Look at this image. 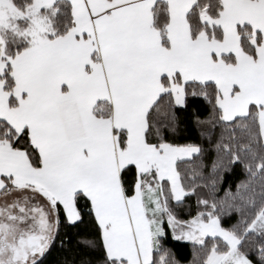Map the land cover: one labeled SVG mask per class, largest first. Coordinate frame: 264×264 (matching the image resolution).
Masks as SVG:
<instances>
[{"label":"snow or ice","instance_id":"6c2138e0","mask_svg":"<svg viewBox=\"0 0 264 264\" xmlns=\"http://www.w3.org/2000/svg\"><path fill=\"white\" fill-rule=\"evenodd\" d=\"M57 252L264 264V0H0V264Z\"/></svg>","mask_w":264,"mask_h":264},{"label":"trees","instance_id":"16d2710c","mask_svg":"<svg viewBox=\"0 0 264 264\" xmlns=\"http://www.w3.org/2000/svg\"><path fill=\"white\" fill-rule=\"evenodd\" d=\"M200 115L203 117L206 115V112L203 111V109H199ZM181 121L182 123H186L188 126V132L185 135H182L180 137L179 142H188V141H198V129L196 125L192 121V115L191 112L186 114H181ZM73 243L75 244V234H73ZM170 246L173 249L175 256L177 259H179L182 262H187L191 258V250L189 246L186 243L183 242H174L170 241ZM89 254V253H85ZM65 255H68L67 253H54L53 257L51 258L50 264H57V262ZM93 258H95V254H91Z\"/></svg>","mask_w":264,"mask_h":264}]
</instances>
